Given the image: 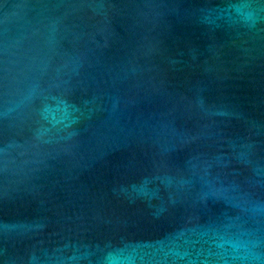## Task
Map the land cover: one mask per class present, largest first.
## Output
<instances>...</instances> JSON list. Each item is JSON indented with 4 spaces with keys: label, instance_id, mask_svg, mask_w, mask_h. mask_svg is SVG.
Instances as JSON below:
<instances>
[{
    "label": "water",
    "instance_id": "water-1",
    "mask_svg": "<svg viewBox=\"0 0 264 264\" xmlns=\"http://www.w3.org/2000/svg\"><path fill=\"white\" fill-rule=\"evenodd\" d=\"M0 264H264V0H0Z\"/></svg>",
    "mask_w": 264,
    "mask_h": 264
}]
</instances>
